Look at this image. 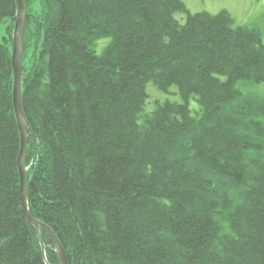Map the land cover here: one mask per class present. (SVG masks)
Segmentation results:
<instances>
[{"label": "trees", "instance_id": "1", "mask_svg": "<svg viewBox=\"0 0 264 264\" xmlns=\"http://www.w3.org/2000/svg\"><path fill=\"white\" fill-rule=\"evenodd\" d=\"M42 4L24 27L28 201L69 264H264L259 30L184 0ZM15 14L0 0V24ZM13 26L0 40V264H46L21 204ZM149 82L182 102L145 111Z\"/></svg>", "mask_w": 264, "mask_h": 264}, {"label": "rangeland", "instance_id": "2", "mask_svg": "<svg viewBox=\"0 0 264 264\" xmlns=\"http://www.w3.org/2000/svg\"><path fill=\"white\" fill-rule=\"evenodd\" d=\"M184 2L186 3L188 10H190L191 12H201L203 10H207L211 13L213 12L216 13L224 9H227L232 19H234L236 25H249L256 30H259V32L261 33V39H263V42H264V0H184ZM25 9H26V13L28 12L27 18H28V14L32 16L41 15L44 10L42 0H30V3H28ZM176 17L179 21L182 22L185 19V13H182V12L177 13ZM14 23L15 21L9 19V17H6L5 20L0 24V40L1 41L4 40V37L9 35L7 29L11 24H14ZM9 32H11L12 40H13L14 26ZM104 42H105L104 40H100L98 42V45L96 48V52L98 54L102 53ZM30 43L32 44L33 41H31ZM30 54L31 53H29L26 60L29 59ZM239 86L240 88H242L243 91L250 89L249 85L247 86L242 83ZM146 87H147L148 98L144 106L145 111L154 110V106L157 100L160 102H164L165 100H168L171 102H175V101L182 102V98L181 96H179V90L176 85L171 86L167 91H161L154 83H151V82L147 83ZM262 89H264V84L258 86V91H261ZM190 106L193 112H195L199 108L198 101L197 99H195V97H192L190 99ZM29 210H30V207H29ZM31 215L34 218H37L32 213ZM37 237H38V234H37ZM45 242H46V239H44V243ZM45 247L47 251L46 243H45ZM53 249H55L54 245H53ZM53 254H55V252ZM56 264H57V261H56Z\"/></svg>", "mask_w": 264, "mask_h": 264}, {"label": "water", "instance_id": "3", "mask_svg": "<svg viewBox=\"0 0 264 264\" xmlns=\"http://www.w3.org/2000/svg\"><path fill=\"white\" fill-rule=\"evenodd\" d=\"M16 1V14L14 17V32L12 41V65L14 72L13 80V104L17 117L20 132V150L17 160V166L20 175V195L24 216L27 221L35 226L41 246L42 256L46 264H51L46 255V247L42 235V230L49 236L55 247L54 252L57 264H69L63 244L59 240L54 230L45 222L34 218L29 210L28 186L30 182L31 165L26 164V152L29 142V122L25 116L22 106L23 96V63H24V26L27 18L25 9V0ZM32 133V131H31Z\"/></svg>", "mask_w": 264, "mask_h": 264}, {"label": "bare ground", "instance_id": "4", "mask_svg": "<svg viewBox=\"0 0 264 264\" xmlns=\"http://www.w3.org/2000/svg\"><path fill=\"white\" fill-rule=\"evenodd\" d=\"M32 225V224H31ZM34 226V225H33ZM61 241V240H60Z\"/></svg>", "mask_w": 264, "mask_h": 264}]
</instances>
